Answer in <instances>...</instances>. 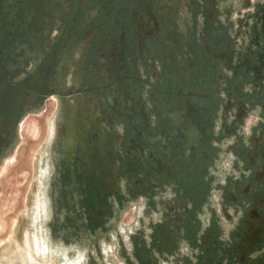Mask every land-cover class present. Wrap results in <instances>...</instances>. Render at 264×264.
Instances as JSON below:
<instances>
[{"label": "flooded vegetation", "instance_id": "flooded-vegetation-1", "mask_svg": "<svg viewBox=\"0 0 264 264\" xmlns=\"http://www.w3.org/2000/svg\"><path fill=\"white\" fill-rule=\"evenodd\" d=\"M0 27V175L52 104L31 139L51 205L37 192L8 264L68 258L46 238L70 244L141 189L180 222L223 197L237 222L212 218L205 264H264V0H0Z\"/></svg>", "mask_w": 264, "mask_h": 264}, {"label": "rangeland", "instance_id": "rangeland-1", "mask_svg": "<svg viewBox=\"0 0 264 264\" xmlns=\"http://www.w3.org/2000/svg\"><path fill=\"white\" fill-rule=\"evenodd\" d=\"M48 108L51 113L52 104ZM49 113L42 117L30 116L25 121L24 135L28 140L22 146L17 159H10L4 167L11 171L12 175L14 174L12 170H16V176H14L15 174L13 177H10L11 174H7V176L9 175L8 179L10 178L11 183L19 181L17 188L19 192L16 193V187H12L11 183L5 185L1 182L5 186H0V264H6L1 255L9 243H5L3 239L8 236L7 233L9 234L11 228L15 227V223H12L13 219H17L15 239L23 245L25 233L34 231L28 218V211L35 204L34 199L37 192L43 193V199L48 207L51 205L50 182L46 183V188L38 186L37 174L39 171L36 166L38 154L42 153L40 145L46 139L45 132L50 120ZM40 131L44 133L42 142L31 140L36 137V132ZM47 167L44 164V168L47 169ZM129 180L133 181L132 178ZM177 192L174 188L164 190L168 199L176 200L173 196H177L178 200L186 205V194ZM21 194H23L24 200ZM153 196L155 198L152 199ZM134 198V201H131L119 212L120 215L116 220H107L96 226L90 223L92 222L90 218H86L88 221L83 228L78 225L70 227V230H78L79 233H74L73 241L70 244L66 245L59 241V245L55 246L49 241V237V239L46 238L50 249L54 248L58 252L65 249L68 258L55 255V259L49 261L48 256L37 255L36 264H199L202 261V264H205L206 260L213 258V256L207 255L218 248L214 238L208 244H203L201 240L204 233L208 232L212 218L218 216V225L222 226L224 231L229 228V224L237 222V217L233 216L230 219L225 216L223 209L226 206L223 204L224 199L221 196L213 198L214 203L207 202L200 213L188 214L186 222L176 221V217L173 219L165 214L164 210L158 207L160 203L158 197L149 194L145 189L134 194ZM60 232H64L61 225ZM220 234H225V232H220ZM44 235L46 236L45 233ZM221 236L218 234V237ZM18 260L24 264L22 257H13L10 263L18 264ZM226 261L225 259L224 262Z\"/></svg>", "mask_w": 264, "mask_h": 264}, {"label": "bare ground", "instance_id": "bare-ground-1", "mask_svg": "<svg viewBox=\"0 0 264 264\" xmlns=\"http://www.w3.org/2000/svg\"><path fill=\"white\" fill-rule=\"evenodd\" d=\"M8 168V167H7ZM9 170H10V168H9ZM12 171H14V174H15V171L16 170H12ZM9 172V173H8ZM11 171H8V170H6V168H4V170H3V172H2V175H1V177H0V186L1 187H3V186H5L6 184H10L11 183V180H9L8 179V176H7V174H11L10 173ZM17 173H19V172H17ZM13 174V175H14ZM13 175L11 174V176L10 177H13ZM14 176H16V174L14 175ZM1 179H2V181H1ZM1 182H3V183H5V185H3V183L1 184ZM15 183V184H14ZM18 183H19V181L18 180H16L15 182H13V183H11V186L12 187H16L15 188V191H16V193L17 192H19L18 191ZM17 185V186H16ZM20 187V186H19ZM1 189V188H0ZM28 190V189H27ZM22 192V191H21ZM15 193V194H16ZM18 194V193H17ZM22 195V199H23V194H21ZM16 196H18V195H16ZM21 198V197H20ZM24 200V199H23ZM39 207H38V210H37V212H36V216H38L39 215V213H40V210H41V207H40V205H38ZM14 209V208H13ZM15 210V209H14ZM24 210V209H23ZM1 213V212H0ZM3 213V212H2ZM1 215V214H0ZM7 217V216H6ZM5 217V218H6ZM16 217V216H15ZM8 218V217H7ZM37 219V218H36ZM5 220V219H4ZM11 222V221H10ZM12 223H15V227H13V228H11V231L9 232V234L7 233V237H5V239H3V241L6 243V242H8L9 243V245H8V247L4 250V253L1 255V257L3 258V260H5L6 261V264H8V262H9V256H12V255H15L17 252H18V250L19 249H21L20 248V243L19 242H17L16 241V239H15V236H14V232H15V229H16V223H17V219H13V221H12ZM12 226H14V225H12ZM24 259H23V261H24V264H36V262H37V258H35V256H34V254L32 253V251L30 250V249H25L24 250ZM41 264V263H40ZM48 264V263H47Z\"/></svg>", "mask_w": 264, "mask_h": 264}, {"label": "water", "instance_id": "water-1", "mask_svg": "<svg viewBox=\"0 0 264 264\" xmlns=\"http://www.w3.org/2000/svg\"><path fill=\"white\" fill-rule=\"evenodd\" d=\"M2 29V27H0V30Z\"/></svg>", "mask_w": 264, "mask_h": 264}]
</instances>
